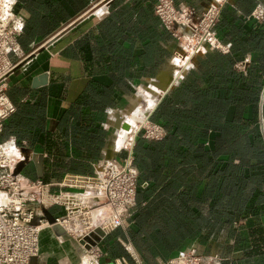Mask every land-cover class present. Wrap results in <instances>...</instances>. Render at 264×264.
I'll use <instances>...</instances> for the list:
<instances>
[{
  "label": "crops",
  "instance_id": "crops-1",
  "mask_svg": "<svg viewBox=\"0 0 264 264\" xmlns=\"http://www.w3.org/2000/svg\"><path fill=\"white\" fill-rule=\"evenodd\" d=\"M211 1L173 0L197 11ZM261 1L227 0L215 30L229 52L207 50L194 57L178 84L148 110L153 120L163 122L166 135L156 141L135 139L139 185L126 222L110 230L94 254L82 249L73 234L63 239L44 227L35 264H88L92 256V264H168L189 248L202 264H264V98L262 121L259 115L264 24L248 17ZM156 2L17 0L24 28L20 52L11 54L17 66L7 85L16 109L5 119L0 141L13 142L28 158L41 156V176L30 159L22 177L57 183L93 175L103 153L117 151V125L133 109L138 92L165 90L176 79L182 60L179 52L172 57L177 41L155 15ZM241 62L243 69L236 67ZM254 89L260 90L258 120L251 122L244 111L234 118V94ZM234 121L242 128L259 124V154L253 155L257 162H251L252 156L243 163L247 156L240 154L235 157L242 163L232 167L229 151L220 155L211 150L219 127ZM251 139L243 136L245 147L253 144ZM259 165L255 210H240L231 201L218 214V174L226 180L239 167L245 176ZM248 181L253 188L246 191V202L255 189L254 180L247 178L243 188ZM62 211L59 206L47 210L49 216Z\"/></svg>",
  "mask_w": 264,
  "mask_h": 264
},
{
  "label": "built area",
  "instance_id": "built-area-1",
  "mask_svg": "<svg viewBox=\"0 0 264 264\" xmlns=\"http://www.w3.org/2000/svg\"><path fill=\"white\" fill-rule=\"evenodd\" d=\"M226 2L212 0L202 11L181 7L173 0H157L155 3V15L177 41L178 49L181 48V55H178V58L181 56L179 59L182 61H178L181 66L172 85L178 84L183 73L193 66V59L197 55L207 50L229 52V44L221 42L215 30ZM16 3L17 0H0V133L5 119L16 109L7 94L8 78L17 66L11 54H19L18 38L24 28V18L16 10ZM248 17L258 24H264V0L253 7ZM236 67L243 69L244 63H238ZM138 134L144 139L156 141L166 135V130L162 124L146 116L134 132L129 146L124 148L126 154L123 157L98 163L101 170H95V177L71 176L57 183L44 182L39 178L30 180L21 174H14L15 167L9 151L11 147L15 150L21 148L13 142L0 141V264H30L32 258L39 256L40 232L47 226L59 224L66 227L68 234H73L72 238L77 242L89 235L94 227L108 231L122 226L136 205L139 173L134 165L133 146ZM79 177L85 178L80 181L82 185H77ZM79 186L86 190H101V194L90 197L101 198L103 202L93 208H82V195L69 189ZM53 206H63L67 215L64 218L56 217L51 224L43 210ZM98 211L100 219L94 226L89 218ZM105 211L109 212L108 216H105ZM73 227L78 230H73ZM83 243L80 244L82 248L87 242ZM91 249V254L97 252V247L91 246L88 250ZM92 259L88 264L94 262Z\"/></svg>",
  "mask_w": 264,
  "mask_h": 264
},
{
  "label": "rangeland",
  "instance_id": "rangeland-1",
  "mask_svg": "<svg viewBox=\"0 0 264 264\" xmlns=\"http://www.w3.org/2000/svg\"><path fill=\"white\" fill-rule=\"evenodd\" d=\"M178 50V51H177ZM176 52H179L181 50V48L177 49ZM175 55V52L174 54L172 55V57H174ZM261 87V85H260ZM139 91V90H138ZM144 91V92H143ZM140 90L139 92H143L144 94V97L145 99L141 102V106L142 108H137L135 106H133V109H136L137 111H139L140 113H142V117L146 116L147 114V110H149L150 108H152L157 100L159 99V97L161 96V94L163 93L164 90ZM147 91V92H145ZM151 93V95H149ZM139 94V93H138ZM137 94V95H138ZM146 95V96H145ZM259 95H260V90H245V91H241V92H238L236 94H234V99H233V117L235 118V116L237 115H240L243 111H244V117L247 116V118L251 121V119L253 118L254 114L256 113L257 114V110H258V101H259ZM150 98V99H154L155 102L153 105H151L148 109V105H147V99ZM145 101V103H144ZM236 102L237 105H236ZM218 106H221V103L219 102ZM135 107V108H134ZM132 109V110H133ZM144 112V113H143ZM143 117V118H144ZM149 119H151L153 122H157L156 120L154 121L152 118H151V113L148 115ZM258 120V119H257ZM160 123V122H158ZM162 124V123H160ZM163 125V124H162ZM165 128V127H164ZM221 128V131H220V134L217 135L218 137V142L215 144V145H211V150H214L215 152H217L218 154H223L226 152V151H229V154L231 156H233V161L234 163H232V167H234L235 165H239L241 162L240 158L238 157H235V156H238L240 154H243L245 156H247L244 160H243V163H245L246 161H248V158H251L253 155H257L259 154L258 152V146L260 148V139H258L257 143H256V138L259 137V124L256 123V124H252V126H248L246 128L241 127L240 126V123H237L234 121V123L232 122V126H220L219 129ZM111 131H112V134L114 133V128L113 127H110L109 128ZM243 136H248V138H250V142H251V138H253V144L251 143H247L248 146L245 147V143L244 141L242 140ZM137 137H140V138H143L140 134L136 135L135 139ZM115 138H117L115 136ZM131 138V137H130ZM144 139V138H143ZM147 140V139H146ZM130 142V140H129ZM129 142L125 143L124 147H128L129 146ZM135 142V140H134ZM123 148V147H121ZM120 148V149H121ZM204 148L206 150H209V146H204ZM119 149V150H120ZM118 151V150H117ZM116 151V152H117ZM123 152V149L121 150V153ZM120 153V155L122 156V154ZM255 156H253V160H251V162H257L256 161V158ZM259 161H260V158H258ZM206 159H201L202 163L205 161ZM221 163L225 164L224 163V160H219ZM223 167V166H222ZM222 167H220L221 169H223ZM234 169V168H233ZM224 178H225V175L224 174H218L217 176V182H218V195H219V204H218V214L219 212H222V210H225L226 209V206L230 205L231 201L233 203L234 201V196H230L229 194V191L227 192H224L222 191L221 187H223V185H220V184H224ZM248 184H244V188L246 189L245 190V193L246 191H250L253 186H252V183L250 181L247 182ZM224 192L225 194L227 195H221V193ZM229 207V206H228ZM227 207V209H228ZM184 259V263L183 264H199L200 261L197 260V256H195L192 251H188V252H185L184 254V257H182ZM177 259H174V260H171V262H169L168 264H177Z\"/></svg>",
  "mask_w": 264,
  "mask_h": 264
},
{
  "label": "water",
  "instance_id": "water-1",
  "mask_svg": "<svg viewBox=\"0 0 264 264\" xmlns=\"http://www.w3.org/2000/svg\"><path fill=\"white\" fill-rule=\"evenodd\" d=\"M171 87H172V84H170V85L168 84V87L163 92H165L168 88H171ZM263 98H264V89H263V91L261 93V99H260L259 115H260V120L261 121H262V102H263ZM149 114H150V112H149ZM124 127L127 128L128 124H125ZM263 136H264V131H263ZM20 150H22L25 153L26 159L23 160L22 162H20L19 165L16 168H14V174H20L22 169H23V167L25 166V164L31 159V160H33L35 162V166H36V169H37L38 176H41V162H42L41 156L38 157L36 154H33V156L31 155V157L28 158V155L26 154V151L23 150V149H20ZM121 150L122 149L118 150L114 154L103 153V158L101 160H99V164L100 163L102 164L104 161H113L114 159H119L120 157L118 155H120ZM123 151H124V148H123ZM94 169L96 171H99V172L101 170V168H100V166H98V164L96 166H94ZM91 176L95 177L96 176V172H94L93 175H91ZM82 179H85V178H80V177L78 178L77 185H82V182H80ZM92 180L93 181H97L98 179L97 180L96 179H92ZM69 189L72 190V191H76V192H78V193H80L82 195V198H81V206H82V208H86V207L87 208H93V207H96V206L100 205L103 202V199H101V198L100 199H95L94 197H90L92 194H101L102 193L101 190H96V189L95 190L94 189L86 190V189H83L81 186H79V188H69ZM59 207H61L63 209V211L60 214H58V215L49 216L47 210H43V213H44V215L47 218L49 223H51V224L54 223L56 217H60V218L66 217L67 212H66L65 208L63 206H59ZM99 219H100V212L99 211L97 213H95L92 217L89 218V220L93 222L94 226H96L98 224ZM52 229L54 230V232L56 233V235L58 237L63 238V239H70L69 234H68V229L66 227H64L62 225H59V224H54V225H52ZM73 230H78V228H74ZM108 232H110V230L104 231L100 227H94V229L89 232V235L85 236L84 239H80L79 242H77V244L78 245L84 244L83 241H86L87 243L84 245V248H82L84 250L90 249L91 246L98 247L99 242L101 241V239ZM189 249H187L185 251H182V252H180L178 254V256L176 257V258H178L177 262L179 260H181V264L184 263V259L182 257H184L185 252H188ZM84 250H83V253H84ZM92 258L96 262V256H92ZM176 258H174V259H176ZM35 263H36V258H32L31 261H30V264H35ZM199 264H202V263H199Z\"/></svg>",
  "mask_w": 264,
  "mask_h": 264
},
{
  "label": "bare ground",
  "instance_id": "bare-ground-1",
  "mask_svg": "<svg viewBox=\"0 0 264 264\" xmlns=\"http://www.w3.org/2000/svg\"><path fill=\"white\" fill-rule=\"evenodd\" d=\"M178 55H181V52H179ZM181 56H179L180 58ZM178 58V59H179ZM167 78V77H166ZM160 79V78H159ZM165 79V78H164ZM169 79V78H168ZM165 82H167L166 80H164ZM159 82V81H158ZM156 82V83H158ZM166 84V83H165ZM157 86V85H156ZM160 90V89H159ZM143 91V90H142ZM144 92V91H143ZM143 92H138L139 94L136 96L135 99V104L134 106L137 108H139L141 106V102L145 99ZM147 92V91H145ZM151 95V93L149 94ZM146 96V95H145ZM155 102V100L152 98H148L147 99V105H148V109L151 105H153ZM145 103V101H144ZM133 104V103H132ZM134 107V108H135ZM142 108V107H140ZM136 109L130 110L126 113L123 114V116H121L120 122L117 126H119L118 128V139L116 140V144L114 149L115 150H119L121 147H124L125 143L129 142L130 139H132V136L134 134V132L136 131V129L139 127V124L143 121V119L147 116L143 118L142 117V113H140L139 111H137ZM148 112V110H147ZM144 113V112H143ZM114 117L112 116V119ZM119 121V120H118ZM128 124V127L125 128L124 125ZM116 126V125H115ZM117 136V135H116ZM131 137V138H130ZM22 150H15L11 147L9 154L10 157L13 161L14 167L16 168L20 162H22L24 159L21 157L22 156ZM115 152H112V154H114ZM111 154V153H110ZM87 258V256L85 255L83 257V263L85 262L84 260ZM177 264H181V260L178 261Z\"/></svg>",
  "mask_w": 264,
  "mask_h": 264
},
{
  "label": "trees",
  "instance_id": "trees-1",
  "mask_svg": "<svg viewBox=\"0 0 264 264\" xmlns=\"http://www.w3.org/2000/svg\"><path fill=\"white\" fill-rule=\"evenodd\" d=\"M256 120H257V114L255 113L251 122H256ZM157 122H160L163 124V122H161L160 120H158ZM237 169H238L237 173H233V175L227 176L226 180L224 178V185L221 190L224 192H227L228 190L231 191L232 195H234L235 197L233 201V205L238 206L240 210L245 209L247 212L254 211L255 202L257 201V199L260 198V188L259 190L256 188V186L260 184V165L257 167L251 168L248 174L249 176L248 175L244 176L243 171H241L242 168L240 169L238 167ZM246 178L250 180L253 179L254 180L253 182L255 184V189L254 191H252L251 196L247 202L245 201V191L242 186L244 181H246ZM224 192H222L221 195L222 194L226 195Z\"/></svg>",
  "mask_w": 264,
  "mask_h": 264
}]
</instances>
